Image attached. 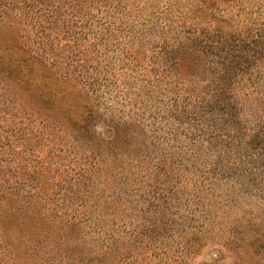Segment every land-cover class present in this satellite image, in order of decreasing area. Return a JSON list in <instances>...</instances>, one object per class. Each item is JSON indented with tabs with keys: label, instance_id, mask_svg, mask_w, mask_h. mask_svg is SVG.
Returning <instances> with one entry per match:
<instances>
[{
	"label": "rangeland",
	"instance_id": "obj_1",
	"mask_svg": "<svg viewBox=\"0 0 264 264\" xmlns=\"http://www.w3.org/2000/svg\"><path fill=\"white\" fill-rule=\"evenodd\" d=\"M0 264H264V0H0Z\"/></svg>",
	"mask_w": 264,
	"mask_h": 264
}]
</instances>
